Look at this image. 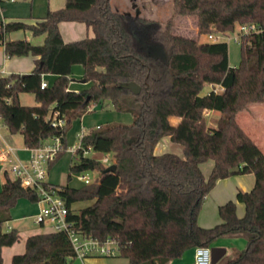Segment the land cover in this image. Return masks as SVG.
I'll return each instance as SVG.
<instances>
[{"label":"trees","instance_id":"1","mask_svg":"<svg viewBox=\"0 0 264 264\" xmlns=\"http://www.w3.org/2000/svg\"><path fill=\"white\" fill-rule=\"evenodd\" d=\"M109 1L65 0L63 8L49 11L34 25L0 20L5 56L38 58L30 73L0 77V118L7 131L20 134L27 149L58 137L61 148L49 169L66 150L65 134L73 120L97 104L130 114L129 124L99 126L81 138L69 171L95 173L90 184L79 189L54 185L73 229L101 241L116 240L118 256L126 264H168L186 251L216 247L218 240L238 236L245 239V247L216 264H264V154L236 122V115L250 104L264 103V0H172V16L163 25L114 11ZM181 16L196 18L199 36L234 33L247 24L259 25L262 32L241 37L239 63L230 67L225 42H198L172 31L175 17ZM61 22L82 23L92 36L64 43ZM18 30L43 36V43L6 40ZM74 65L82 67V80L90 83L87 89H68ZM45 74L56 80L42 89ZM129 82L140 88L137 95L121 87ZM210 85L222 91L215 93ZM22 93L33 94L35 104L21 105ZM55 111L64 118L62 127L51 126ZM208 111L222 116L215 127L207 124ZM164 137L181 146L182 156L154 154ZM90 151L108 154L110 164L88 158ZM208 161L213 166L205 176L200 167ZM112 164L115 171L103 173ZM236 175L253 176L251 190L236 194L243 216L236 215V202L228 201L217 208L218 224L199 226L200 210L217 181ZM38 194L5 172L0 264L1 249L19 240L16 229H4L11 221L10 210L19 199L37 203ZM78 202L91 204L76 211L72 205ZM25 241L24 252L13 255L10 264L75 260L63 233L33 234Z\"/></svg>","mask_w":264,"mask_h":264},{"label":"crops","instance_id":"2","mask_svg":"<svg viewBox=\"0 0 264 264\" xmlns=\"http://www.w3.org/2000/svg\"><path fill=\"white\" fill-rule=\"evenodd\" d=\"M16 2L17 0L14 1L5 0L2 3V5L0 6L1 7L0 20L2 22L7 23V22L21 21L28 25H34L37 22L42 21L46 17L49 11L51 12L61 9L64 7L65 4V0H28V2L26 1L24 3L25 6L19 9L15 7L16 5L14 6ZM7 5H13V6L8 7ZM58 28L60 30V34L64 43H68L71 41L82 39L84 37L92 36V31L90 29H87L84 24L78 22H61L58 25ZM43 39H44L43 36L33 37L28 30L13 31L6 35V40L8 41L26 40L33 45L42 44ZM37 59H38L37 57L35 56L32 57L31 55L7 58L4 54L3 46L0 45V77H6L10 74H15V75L28 74L35 68V63H36L35 61ZM82 76H83L82 67L79 65L72 66L71 73L69 76L70 82L68 85V89L70 91L76 92L79 90L87 89L90 86V83L82 82ZM47 79L49 82L48 84L45 82ZM55 80L56 77L54 75H49V74L42 75V82L46 83L48 86H51ZM93 108L95 110L96 107ZM206 115L207 116L209 115L210 117L214 116V112L208 111L206 112ZM82 118L83 117L79 118L78 121L80 122ZM236 118H237L236 122L242 128V131H244L248 135V137L256 144L259 150L264 154V103L250 104L245 110L239 112L236 115ZM175 123H177V120L174 122V124ZM98 125H100V123L99 124L97 123L95 126L98 127ZM211 127H215V126L213 125ZM3 129L7 131L2 119L0 118V148L9 146L13 148L14 150L13 154L15 155L16 158L20 160H27L30 156V150L25 148L24 146L23 148H18L11 145L12 143H10V138L6 137L3 134ZM82 130H85L88 133V130L84 129L83 127L80 129V131H78V133H80ZM78 133L76 134V137ZM76 144H74V146H76ZM169 144H172L170 142L169 137L162 138L155 146L154 154L160 155L162 153H166ZM72 148L73 146L68 149V151L71 154H72V150H71ZM205 163H209L208 173L206 175L203 173L205 176H207L213 166V162L208 161ZM5 172L6 170L3 171V174H5ZM6 173L9 175L10 178L12 177L8 172ZM3 181L4 179H2L1 185ZM1 185H0V190H1ZM253 185L254 184H253L252 175H236L226 178L225 180L223 179L217 181V184L213 187V189L210 191L208 196L205 198L206 200H204V203L199 213L200 216H198L199 226L203 228H210L218 224L220 220L218 218L219 216L217 214V208L228 201L236 202V215L239 216V218H241L244 214V206L242 203H240V201L238 202V200H236V194L238 193V191L249 192ZM72 208L76 211L78 210L74 208V204L72 205ZM13 209L10 210L11 221L13 220L11 214ZM38 210L39 209H36L31 213L32 219ZM44 227L45 226H43V228ZM9 228L10 229L14 228L17 230V228L10 226L7 227V230ZM47 232H51L50 226L46 231H38L30 235L38 234V233H47ZM19 238H20V234H19ZM238 238L241 240L238 241ZM238 238L220 239L217 241L216 247L226 249L224 256L228 254L232 255L233 250H241L242 246L246 244L244 238L239 236ZM234 242L236 245H234ZM14 247L15 245H12L10 247H3L1 249V255L3 257L2 264H10L11 257L13 255L22 254L24 252V251L23 252L15 251ZM21 248L24 250V246ZM193 252H194L193 249L186 251L180 258L173 259V261L172 260L169 261L168 264H193Z\"/></svg>","mask_w":264,"mask_h":264},{"label":"rangeland","instance_id":"3","mask_svg":"<svg viewBox=\"0 0 264 264\" xmlns=\"http://www.w3.org/2000/svg\"><path fill=\"white\" fill-rule=\"evenodd\" d=\"M28 0H17L14 4L15 7L21 9L25 2ZM110 7L112 10L117 11L119 13H127L132 16H139L141 18L147 20H153L161 23L162 25L166 23L172 16L173 3L172 0H110ZM11 7L13 5H7ZM172 31L176 34H180L182 36L190 37L193 39H197L198 42H207V35H198V31L196 28V18L193 16H181L175 17L174 25ZM228 47V64L230 67H235L238 65L240 60V46L233 42H226ZM79 80V79H76ZM47 84L48 79L45 81ZM34 95L31 93H22L19 95V103L23 106H31L34 104ZM92 110L84 114L82 120L79 122L78 119L73 120L68 127L65 134V142H66V150L63 152L62 156L53 163L52 167L48 169L47 181L51 184L60 186L67 185L69 188L79 189L85 186L81 181L77 179L79 174L87 175L89 180H93L95 178V173L93 172H70L69 165L73 158L72 154L68 151V149L74 144L78 142L76 134L83 127L84 129L93 130L97 126V123L104 126L110 123H123L129 124L132 120L131 115L128 113H121L113 110L110 106L101 107L100 104H97ZM214 116H207V124L209 126H216L217 122L222 118L221 114L217 111H213ZM172 123L176 121L175 118L170 120ZM3 134L10 138L11 145L23 148L22 136L20 134L11 135L9 132L3 129ZM182 148L181 146L176 144H169L167 152L174 153L178 156H182ZM88 158H93L97 160H101L103 158V154L96 153L90 151L87 154ZM202 172L206 175L208 173L209 163H205L201 165ZM6 170V167L0 162V185L2 179H4L3 171ZM11 175V174H10ZM12 176V175H11ZM69 176V177H68ZM90 202H78L74 204L75 209H81L90 205ZM14 208V209H13ZM12 217L13 220L4 225V229L7 230V227H15L20 234L19 240L14 243L15 251H24L21 247L24 246L25 238L35 232L38 231H46L49 226H39L33 223V219L31 218V213L38 209L36 203H31L26 199H19L16 205L13 207ZM241 240L238 238V241ZM237 241V242H238ZM234 245L235 242H234ZM245 245L242 246V249ZM17 248V249H16ZM227 259L231 257L230 254L225 256ZM127 260L123 257H88L82 260L75 259L71 262V264H126Z\"/></svg>","mask_w":264,"mask_h":264},{"label":"built area","instance_id":"4","mask_svg":"<svg viewBox=\"0 0 264 264\" xmlns=\"http://www.w3.org/2000/svg\"><path fill=\"white\" fill-rule=\"evenodd\" d=\"M14 1V0H10ZM262 32L259 25H239L234 33L209 34V42H227L233 41L237 44L243 35ZM46 83L41 81L40 88H45ZM209 89L215 93L222 91L218 86L210 85ZM65 124L64 118L60 112H53L51 117V126L62 127ZM99 127V126H98ZM96 127V128H98ZM87 132L82 130L77 135L78 142L73 146L72 154L80 148V140ZM60 139L53 137L36 149H29L30 156L27 160H20L13 154V148L5 146L0 148V162L6 167V172L12 175L13 179L19 180L23 186L37 191L39 200L37 201L38 211L33 220L37 225L50 226L51 232H60L66 235L71 243L74 253V259L83 260L88 257H116L119 254L118 243L116 240L107 238L103 241L94 237L85 236L74 230L73 225L67 220L68 210L64 200L59 196L54 185L47 181L48 163L55 160L56 154L60 151ZM102 163L110 164V156L103 155ZM87 175H78V180L84 185L90 184L91 180ZM193 264H211L210 248L197 247L193 252Z\"/></svg>","mask_w":264,"mask_h":264},{"label":"water","instance_id":"5","mask_svg":"<svg viewBox=\"0 0 264 264\" xmlns=\"http://www.w3.org/2000/svg\"><path fill=\"white\" fill-rule=\"evenodd\" d=\"M84 83V80H82ZM122 88H126L130 90L133 94L137 95L140 92V88L134 83L129 82L128 84L121 85ZM115 171V165H110L107 168L103 170V173L107 172H114ZM225 248H219V247H212L210 248V257H211V264H216L222 257L225 255Z\"/></svg>","mask_w":264,"mask_h":264}]
</instances>
